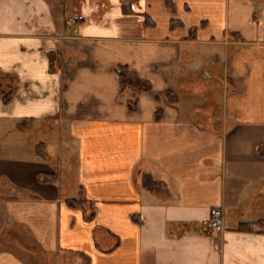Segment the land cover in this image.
I'll return each instance as SVG.
<instances>
[{
	"label": "crops",
	"instance_id": "crops-1",
	"mask_svg": "<svg viewBox=\"0 0 264 264\" xmlns=\"http://www.w3.org/2000/svg\"><path fill=\"white\" fill-rule=\"evenodd\" d=\"M171 1L173 11L163 0H0V192L17 194L0 193V207L46 257L264 264V19L231 0ZM74 14L84 20L68 28ZM120 74L148 88L134 112L117 98ZM199 75L197 99L222 96L220 115L202 104L207 126L188 86ZM57 127L77 141L92 210L61 196L39 141ZM0 264L27 263L0 249Z\"/></svg>",
	"mask_w": 264,
	"mask_h": 264
},
{
	"label": "rangeland",
	"instance_id": "rangeland-1",
	"mask_svg": "<svg viewBox=\"0 0 264 264\" xmlns=\"http://www.w3.org/2000/svg\"><path fill=\"white\" fill-rule=\"evenodd\" d=\"M232 3L238 2L241 6L246 8V10H249L251 12L250 18L255 22L254 17L258 16L261 20L264 19V1L263 0H231ZM216 68L214 73L216 74L217 71H220L218 62L215 61ZM216 76H218L216 74ZM129 81V80H128ZM202 81L204 79L201 75L197 79H195V84H189L188 86H194V90H192V95L195 97L194 100H197L198 103L197 106H195V111L197 112L198 116H195V120L197 121L196 124L198 126H207L203 125L200 121L199 114H207V109H204L202 107V104H206L208 102L207 108L215 113L220 115L219 106L222 102V96L218 93H215L214 98L215 100L212 101L214 106L209 105L210 99H203L201 97L197 99L196 92L202 93L204 90L203 87L206 84H202ZM218 82V81H217ZM218 84V83H217ZM215 84V85H217ZM220 84V83H219ZM219 86V85H217ZM182 94V91H181ZM182 100V99H181ZM208 100V101H207ZM184 103V100H182ZM126 107H128L126 105ZM215 109V112H214ZM195 114V113H194ZM213 119H215L214 115H211ZM211 117V118H212ZM214 122H211L209 125L213 126ZM31 127H35V125H30ZM59 133L63 135V141H59ZM51 136L47 139H40L41 142H46L50 145L47 146V154L48 156L54 157L56 160V174L59 176V185L58 188L61 190V196L62 198H71V199H82V207L81 209H84L85 212L87 210H92L91 208L92 204L86 202L83 195H79V186L76 183L77 179V167H76V157L78 152V144L77 141L72 140L68 142V138L66 135H69V131H63L60 128L53 129V132L50 134ZM38 141V142H39ZM137 180V184L140 183L139 177H135ZM1 195L4 197V200L9 195H17L14 193H11L9 191H3L0 192ZM1 204V203H0ZM104 228L101 226H98L93 231L94 239L96 240L100 235L103 234ZM0 249H5L8 251L13 252V254L17 255L21 259H23L27 264H65L64 262H57L55 258L46 257L45 255L41 254V252L37 249V246L35 244V241L31 238V236L26 233L23 229L20 228H12L4 218V212L0 207ZM72 264V263H69Z\"/></svg>",
	"mask_w": 264,
	"mask_h": 264
},
{
	"label": "trees",
	"instance_id": "trees-1",
	"mask_svg": "<svg viewBox=\"0 0 264 264\" xmlns=\"http://www.w3.org/2000/svg\"><path fill=\"white\" fill-rule=\"evenodd\" d=\"M165 3V6L173 11V3L171 0H163ZM177 24L175 22H172L171 25ZM195 33V29L189 30V35L193 36ZM118 80V89H117V98L119 100H124L126 102V105L128 106L129 112H134L137 108V100L138 96L146 92L148 90L145 83L140 82L138 79L125 77L123 75H119ZM129 80V81H128ZM164 97L166 100L171 104H176V97L172 95L169 92H165ZM0 98L2 99L4 104H7L9 99L8 96H5L2 92H0ZM41 146V145H40ZM38 148V147H37ZM82 199H75L68 202L69 206L72 208H81L82 207ZM240 229L243 231H251V226L242 225L240 226Z\"/></svg>",
	"mask_w": 264,
	"mask_h": 264
},
{
	"label": "built area",
	"instance_id": "built-area-1",
	"mask_svg": "<svg viewBox=\"0 0 264 264\" xmlns=\"http://www.w3.org/2000/svg\"><path fill=\"white\" fill-rule=\"evenodd\" d=\"M81 15H69L66 20L68 28H77L81 22H83ZM66 49H73V46L66 44ZM222 218L218 213H214L212 219L208 222L207 228L210 233L218 234L221 232Z\"/></svg>",
	"mask_w": 264,
	"mask_h": 264
},
{
	"label": "water",
	"instance_id": "water-1",
	"mask_svg": "<svg viewBox=\"0 0 264 264\" xmlns=\"http://www.w3.org/2000/svg\"><path fill=\"white\" fill-rule=\"evenodd\" d=\"M159 193H161V194H167V192H165L164 190H162L161 188H160V191H159Z\"/></svg>",
	"mask_w": 264,
	"mask_h": 264
},
{
	"label": "flooded vegetation",
	"instance_id": "flooded-vegetation-1",
	"mask_svg": "<svg viewBox=\"0 0 264 264\" xmlns=\"http://www.w3.org/2000/svg\"><path fill=\"white\" fill-rule=\"evenodd\" d=\"M264 1V0H263Z\"/></svg>",
	"mask_w": 264,
	"mask_h": 264
}]
</instances>
